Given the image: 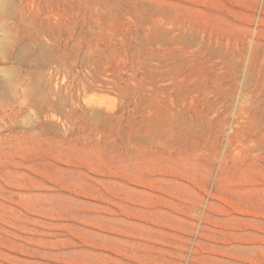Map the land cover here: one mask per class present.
<instances>
[{"label":"rangeland","instance_id":"rangeland-1","mask_svg":"<svg viewBox=\"0 0 264 264\" xmlns=\"http://www.w3.org/2000/svg\"><path fill=\"white\" fill-rule=\"evenodd\" d=\"M0 264H264V0H0Z\"/></svg>","mask_w":264,"mask_h":264}]
</instances>
